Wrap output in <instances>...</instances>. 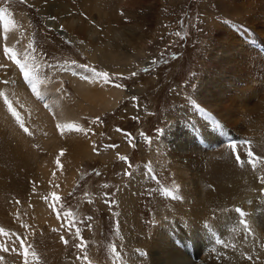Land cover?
Returning a JSON list of instances; mask_svg holds the SVG:
<instances>
[{
  "label": "rangeland",
  "instance_id": "374dc122",
  "mask_svg": "<svg viewBox=\"0 0 264 264\" xmlns=\"http://www.w3.org/2000/svg\"><path fill=\"white\" fill-rule=\"evenodd\" d=\"M42 1L0 0L13 17V29L0 36V264H114L121 230L138 233L128 216L122 224L118 217L123 185L143 160L154 174L137 182L134 198L145 236L165 205L162 188L170 187L175 162L209 182L220 180L214 174L231 181L245 173L264 198V0H54L55 17L40 13ZM60 9L66 23L70 15L83 21L86 36L60 25ZM114 32L116 61L99 53ZM80 70L106 74L95 76L121 93L114 106H88L73 85ZM54 82L82 122L56 142L33 108ZM241 89L245 96L236 99ZM199 124L209 128L205 135L233 136L235 151L196 154L170 135ZM70 132L82 145L75 147ZM161 138L172 158L160 161L154 152ZM254 204L263 223L264 201Z\"/></svg>",
  "mask_w": 264,
  "mask_h": 264
},
{
  "label": "bare ground",
  "instance_id": "6f19581e",
  "mask_svg": "<svg viewBox=\"0 0 264 264\" xmlns=\"http://www.w3.org/2000/svg\"><path fill=\"white\" fill-rule=\"evenodd\" d=\"M52 1L54 0H51V3L42 1L35 5L43 15L52 16L56 14L52 13V6L55 3ZM68 6L65 5L64 7ZM57 15L60 25H63L70 35L86 36L84 35L86 28L82 20L70 15L66 23L64 15H68V12L64 9H60V13ZM12 23V15L8 11L0 10V36L5 31L8 34L13 29ZM113 28L116 31L117 27ZM91 32L93 33V31ZM92 33L90 34L89 31L88 35L94 36L95 34ZM118 36V32L112 33L111 37L107 38L106 43L99 47V53L102 52L103 58L106 57L113 61L119 60L121 56L116 53L119 48L113 46V42ZM95 38L94 41L92 37L89 38V41L86 39V42L91 44L90 41L92 40L94 43L97 40ZM96 43L99 44V41ZM232 45H230V49L233 48V51L235 49L236 53L239 54L237 47ZM17 71L21 72L20 70ZM76 73L81 76L79 79L74 77L75 91L81 94L90 108H95L97 105L99 109L105 105L104 108L108 109L115 105L116 99L121 95L120 92L115 89L105 90L100 83V78L90 71L80 70ZM40 86L41 84L37 83L38 92ZM59 89L60 84L54 82L50 86V92L39 93L43 103L37 99L33 100L35 105L33 108L39 111L43 122L49 127L50 134L54 136L55 142L57 134L66 131L68 125L82 124L81 120L78 119L81 115L76 113L77 110L62 101L61 98L64 96L62 93H56ZM99 89L101 91H95ZM244 96L245 90L241 89L237 93L236 99ZM236 99L230 98L232 102H236ZM78 107H83V101L79 103ZM241 107H246L250 112L248 106L241 105ZM206 130L209 128L199 124L193 125L192 132L182 134L177 133L175 129V131L170 132V135L176 136L178 139L182 137L186 151L196 154L207 151V156H215L223 149L229 148V140L235 139L231 135L226 137L231 139H223L221 136L211 137L205 135ZM70 137L73 140L70 138L69 141L72 140L71 142L76 143L75 147L82 145L83 140L80 136L71 134ZM166 142L167 140L161 138L155 146L154 155L160 161L169 153L172 154V148ZM174 144L178 149H182L181 143L175 142ZM83 151L85 150L83 149ZM78 152L80 151L78 150ZM151 156L152 153L150 152ZM168 157L172 158L171 155ZM151 166V163L143 160L142 164L134 169L123 185L120 206L122 215H120L121 218L120 216L118 218L121 220L128 216L130 221L128 219L127 222L135 226L138 233L133 232L130 227L126 228V226L121 230V236L115 239V244L120 252L113 255L114 264H264V222H260L259 213L261 210L254 204V202L264 201V198L258 188L252 187L253 181L248 180L245 173H243V177L231 181L226 179L229 178L227 174H214L219 175L220 180L209 182L203 180L201 174H196L186 168L183 163L175 162L172 167H169L173 173V181H171L170 187L162 188L166 198V201L164 200L165 205L161 204L156 208L157 213L153 216L154 220L150 233L145 236L143 232H140V224L134 220L136 218L134 198L137 193V182L154 175L151 174ZM223 166L225 165L221 162L213 167L217 169ZM256 181L259 185V180ZM237 209L242 210L243 214L241 215ZM84 263L93 264L89 258H85Z\"/></svg>",
  "mask_w": 264,
  "mask_h": 264
},
{
  "label": "snow or ice",
  "instance_id": "6c2138e0",
  "mask_svg": "<svg viewBox=\"0 0 264 264\" xmlns=\"http://www.w3.org/2000/svg\"><path fill=\"white\" fill-rule=\"evenodd\" d=\"M5 51L7 52L8 50L5 49ZM24 74H25V76H28V75H29V73H28L27 71H26ZM93 75L106 76L105 73H95V72L93 73ZM32 91H33V92H36V84H35V83L32 84ZM69 127H71V126H69ZM229 147H231V148L233 149V152L235 151V145L230 144ZM248 155H249V157H252V153H251V152H249ZM119 159H121V160H125V157H124V156H120ZM253 159H254V158H253ZM236 162H237L238 164L241 163V160H240L239 156L236 157ZM249 163H252V160H250ZM254 166H255V165L253 164V167H254ZM261 182L264 183V177H261ZM105 187H107V185H105ZM165 194L167 195L168 193H165ZM105 195H106V198H107V195H108V194L106 193ZM237 211L240 212L241 215L243 214V213H242V210L237 209ZM241 223H244V222L241 221ZM61 239H62V241H63L64 243H67V241H65V240L63 239V237H61Z\"/></svg>",
  "mask_w": 264,
  "mask_h": 264
}]
</instances>
